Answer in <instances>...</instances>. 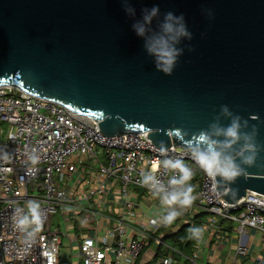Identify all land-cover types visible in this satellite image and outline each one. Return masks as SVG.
Wrapping results in <instances>:
<instances>
[{
  "label": "water",
  "instance_id": "1",
  "mask_svg": "<svg viewBox=\"0 0 264 264\" xmlns=\"http://www.w3.org/2000/svg\"><path fill=\"white\" fill-rule=\"evenodd\" d=\"M169 13L190 36L165 74L147 44ZM4 85L92 118L107 136L146 132L161 148H187L239 115L262 150L217 189L231 203L264 194V0H0Z\"/></svg>",
  "mask_w": 264,
  "mask_h": 264
},
{
  "label": "built area",
  "instance_id": "2",
  "mask_svg": "<svg viewBox=\"0 0 264 264\" xmlns=\"http://www.w3.org/2000/svg\"><path fill=\"white\" fill-rule=\"evenodd\" d=\"M99 148L105 151L109 162L101 171L110 176L119 175L121 194L131 215L130 187L151 192L140 183L142 173L148 171H154L167 185L173 173L163 169L162 161L179 158L193 169L194 176L199 175L194 185V204H201L212 215L235 221L241 234L248 228L264 231V194L248 191L237 202H228L186 147L161 148L146 132L104 135L96 120L4 85L0 86V264H70L60 258V231L50 229L48 223L59 211L69 212L73 218L83 209L75 205L74 198L59 184L58 176L73 175L78 161L85 156H96ZM32 149L40 157L34 168L26 158ZM5 152L8 159L2 158ZM83 192L86 197L94 198L105 194V188L99 186ZM29 200L39 201L46 216L43 230L32 244H26L25 234L14 226L15 209L26 211ZM85 213L94 224L97 212L86 209ZM161 221L150 217L131 237L132 226L122 216L115 222L116 230L83 236L80 243L83 264H135L151 237L150 231L157 230ZM247 255L249 248L240 243L233 264ZM197 256L194 254L192 258L194 264ZM165 261L171 264L168 257L161 258L157 264Z\"/></svg>",
  "mask_w": 264,
  "mask_h": 264
},
{
  "label": "crops",
  "instance_id": "3",
  "mask_svg": "<svg viewBox=\"0 0 264 264\" xmlns=\"http://www.w3.org/2000/svg\"><path fill=\"white\" fill-rule=\"evenodd\" d=\"M102 166H109L105 151H98L96 156H85L78 161L77 171L73 175L62 174L58 176V182L63 186L68 195L74 198L75 205L82 207V212L72 218L71 213L59 211L51 216L48 223L50 229L58 230L61 234L62 244L60 248V258L70 264H83V255L80 250L82 237L85 235L103 234L106 230H116L115 222L122 216L130 222L132 230L129 235H136L137 228L146 223L150 217L162 220L166 213V206L161 204L158 197L145 188L131 186L129 198L133 202L131 209L133 215L125 204V199L121 194V179L119 175H108L101 171ZM195 180L191 183L194 186ZM103 186L105 194L96 197H86L83 192H88L92 188ZM196 189V188H195ZM88 196V195H87ZM148 208L162 209L163 213L148 216L143 210V204ZM86 209H93L97 212L96 222L91 224L87 220ZM183 214L169 225L163 223L155 231H150L151 237L148 239L146 247L142 251L135 264H157L161 258L168 257L171 264H174V249L166 245L168 255L158 256L163 249L164 235L180 229L185 223H194V218L198 217V228H203V234L193 245L189 264L192 257L197 254L198 264H233L235 260L236 248L240 243L249 248V255L237 260V264H264V231L248 228L244 234L237 230L235 221L212 215L201 204L193 203L191 207L182 210ZM61 213L60 215H58ZM63 222V223H62ZM157 242V248L149 251L150 245ZM169 248V249H168Z\"/></svg>",
  "mask_w": 264,
  "mask_h": 264
},
{
  "label": "clouds",
  "instance_id": "4",
  "mask_svg": "<svg viewBox=\"0 0 264 264\" xmlns=\"http://www.w3.org/2000/svg\"><path fill=\"white\" fill-rule=\"evenodd\" d=\"M156 11L153 9L152 15H155ZM145 20L150 21L151 17L146 16ZM173 20L176 21L175 25ZM182 20L183 17L174 18L171 13L167 14L163 25L164 35L152 38L147 44L149 53L156 58L158 70L165 74H171L176 57L179 55L174 47L175 43L181 36H190ZM137 32L143 36L145 28L138 26ZM224 111L227 112V108H224ZM241 120L242 117L236 115L225 126L213 125L210 131L200 130L193 134L195 139L192 143L187 144V150L192 159L214 183L231 184L245 174L247 167L257 165L261 146L257 145L253 135L242 131ZM246 125L247 121L244 122V126ZM161 145L163 146V142ZM237 145H239L238 148ZM8 157L9 154L5 152L2 158L8 159ZM26 158L32 168L40 161L35 149L28 151ZM162 167L167 172L173 173L167 185L157 177L154 171L142 173L140 183L158 197L162 205L166 206L167 211L161 222L169 225L183 214L182 210L191 207L196 200L195 188L191 183L194 172L179 158L164 159ZM26 209V211L21 208L15 209L14 226L16 230L25 234L24 242L32 244L35 243L38 233L43 230L46 216L39 201H27ZM189 231L193 238L199 239L204 229L192 228ZM165 264H169V261H165Z\"/></svg>",
  "mask_w": 264,
  "mask_h": 264
},
{
  "label": "trees",
  "instance_id": "5",
  "mask_svg": "<svg viewBox=\"0 0 264 264\" xmlns=\"http://www.w3.org/2000/svg\"><path fill=\"white\" fill-rule=\"evenodd\" d=\"M195 180V179H194ZM198 217L194 218V223L191 222L185 223L180 229L175 232L169 230V233L165 235V233H161L164 235L163 240L166 242L167 240L170 242V247L174 249L173 254L175 255L174 264H189V259L193 245L196 243L197 238H193L190 233V229L198 228ZM169 249V248H168ZM159 251L158 256L160 255H168V250ZM187 257V258H186Z\"/></svg>",
  "mask_w": 264,
  "mask_h": 264
},
{
  "label": "rangeland",
  "instance_id": "6",
  "mask_svg": "<svg viewBox=\"0 0 264 264\" xmlns=\"http://www.w3.org/2000/svg\"><path fill=\"white\" fill-rule=\"evenodd\" d=\"M99 151H102V149L101 148H99ZM194 179H195V181L196 180H198L199 179V175H195L194 176ZM194 193H196L195 191H194ZM143 204V208H144V212L145 213H147L148 214V216H152V215H159V214H162L163 213V210L162 209H160V210H157L156 208H153V207H151V208H148L147 207V205L146 204H144V203H142ZM61 213H59L58 215H60ZM63 223V222H62ZM166 245H171L170 244V242L167 240L166 242H165V244H163V250H166ZM157 248V242L155 241V242H153L151 245H150V249H149V251L151 252V250H154V249H156ZM193 258V257H192ZM198 260V259H197ZM197 260H196V264H198L197 263Z\"/></svg>",
  "mask_w": 264,
  "mask_h": 264
}]
</instances>
